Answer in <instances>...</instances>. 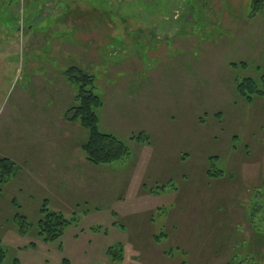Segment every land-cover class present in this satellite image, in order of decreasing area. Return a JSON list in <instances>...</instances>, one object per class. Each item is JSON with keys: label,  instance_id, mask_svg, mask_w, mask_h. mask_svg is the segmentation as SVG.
I'll return each instance as SVG.
<instances>
[{"label": "rangeland", "instance_id": "1", "mask_svg": "<svg viewBox=\"0 0 264 264\" xmlns=\"http://www.w3.org/2000/svg\"><path fill=\"white\" fill-rule=\"evenodd\" d=\"M248 15L246 0H0V153L18 168L0 186L4 263L264 264V97L237 92L264 91V14ZM69 66L94 77L99 129L128 159L85 160L87 132L63 120ZM44 201L74 220L50 244L13 220Z\"/></svg>", "mask_w": 264, "mask_h": 264}, {"label": "trees", "instance_id": "2", "mask_svg": "<svg viewBox=\"0 0 264 264\" xmlns=\"http://www.w3.org/2000/svg\"><path fill=\"white\" fill-rule=\"evenodd\" d=\"M246 1L249 19L264 14V0ZM63 77L74 91L72 104L63 114V120L68 124L79 125L87 132V139L80 146L87 163L93 167H102L128 159L131 152L127 144L113 134L102 133L99 129L98 113L103 107V102L93 92L94 77L75 66L66 68ZM261 83L264 86V76L261 77ZM237 92L247 102L264 97V91H260L258 83L252 79H245L239 83ZM131 139L145 146L150 145L149 136L143 132L132 136ZM17 169L11 159L0 157V186L7 183ZM223 174L221 171L213 172L211 165L206 169L207 178L217 179L223 177ZM13 220L21 235L28 236L32 233L41 242L50 244L62 238L73 219H67L62 213L52 210L44 201L39 210V218L34 224H30L20 214H15ZM153 239L157 237L153 236ZM164 254L168 255V252ZM4 255V252L0 254V264H6ZM229 263L231 264L232 260ZM9 264H19L18 258L14 256Z\"/></svg>", "mask_w": 264, "mask_h": 264}, {"label": "crops", "instance_id": "3", "mask_svg": "<svg viewBox=\"0 0 264 264\" xmlns=\"http://www.w3.org/2000/svg\"><path fill=\"white\" fill-rule=\"evenodd\" d=\"M0 157H5V158H9V159H13L10 155L5 154V153H0ZM14 160V159H13Z\"/></svg>", "mask_w": 264, "mask_h": 264}]
</instances>
